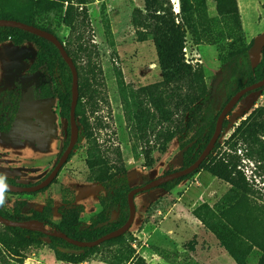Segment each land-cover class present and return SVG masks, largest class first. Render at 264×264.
<instances>
[{
	"label": "rangeland",
	"instance_id": "obj_1",
	"mask_svg": "<svg viewBox=\"0 0 264 264\" xmlns=\"http://www.w3.org/2000/svg\"><path fill=\"white\" fill-rule=\"evenodd\" d=\"M190 1L194 5L199 38L196 40L192 35L187 36L186 61L204 68L206 83L218 112L225 98L222 68L229 63L230 56L249 48L253 65L260 61L264 45V0ZM86 2L87 18L81 15L74 30L64 25L65 7L60 12H50L45 8L32 12L31 16L37 24L55 32L71 52L72 58L76 56L80 43L91 47L92 64L97 68L95 75H91V90L97 91L99 109L92 113L86 107L80 123L90 126L93 137L112 161L115 160L114 151L120 149L129 186L137 188L145 185L146 179L149 182L183 168L181 144L184 137L175 138L167 145L166 151L159 150L157 131L149 134L148 139H140L142 134L135 129L132 121L135 111L129 108L126 115L122 104L121 82L129 88L140 89L162 81L153 41L148 39L139 42L132 24L133 12L137 8H144V0ZM177 2L180 9L179 0ZM0 4L12 7L15 2L0 0ZM174 7L175 13H178L175 4ZM80 13L81 8L76 5V14ZM257 43L259 47L253 50ZM36 53L33 44L27 43L22 47H15L11 41L0 44V116L10 105L9 92H21L25 98L30 90L47 82L44 73L31 71ZM98 69L102 74H99ZM31 104V112L37 113L35 116L30 115L26 123L33 134L27 135L22 116L21 120H15L13 124L14 133L18 139H26V146L18 145L21 144L20 140L9 136L12 129L9 133H0V176L20 185H35L52 172L61 158L69 135L68 121L60 116L57 100L21 103L19 112L30 114L28 107ZM45 107L52 115L48 129L43 115ZM259 107H264V90L250 94L234 108L226 119L228 127L222 142L235 126ZM147 140L148 145L145 144ZM89 143L86 140L77 143L74 156L47 190L36 194H2L5 209L11 211L17 202H26L27 211H40L48 200H52L56 222L59 221L60 207L83 206L82 220L89 224L101 210L100 197L107 195L102 186L91 182L97 172H91L86 165ZM142 147L151 148L154 158L151 167H146L144 163L145 149L142 150ZM237 155L241 159L239 169L248 183L245 192L201 171L170 192L154 189L142 193L135 199L137 213L133 226L126 233L124 247L132 248L144 259L145 256L157 254L165 264H237L226 245L235 254L245 256L247 264H258L264 255V149L261 156H250L246 146H239ZM156 214L161 217H155ZM118 215V211H115L113 218ZM174 215L183 220L178 237L156 232L155 229L164 224L175 230L172 223L166 222L169 218L173 219ZM163 216L167 219L162 220V225ZM190 217L193 222L189 221ZM0 234H7L2 224ZM141 234L147 238H142ZM218 235L223 237L222 242ZM143 245L144 248H141ZM120 251L119 245H105L99 254L88 261H109L113 253ZM0 264L69 263L61 261L44 242L16 251L2 248Z\"/></svg>",
	"mask_w": 264,
	"mask_h": 264
},
{
	"label": "trees",
	"instance_id": "obj_2",
	"mask_svg": "<svg viewBox=\"0 0 264 264\" xmlns=\"http://www.w3.org/2000/svg\"><path fill=\"white\" fill-rule=\"evenodd\" d=\"M13 1L15 4L12 7L0 4V19L20 21L55 36V32L36 23V20L31 16L32 12L45 8H48L50 12H60L65 7L64 25L70 30L75 29V24L81 15L84 14V19L87 18L86 0ZM179 2L178 13H175L172 0H144V8L134 10L132 24L137 39L139 42H145L148 39L153 41L162 81L140 89L129 88L124 82H121L120 93L126 115L129 108L130 111H135L132 121L135 129L142 134L140 139H148L149 134L157 131L159 150L166 151L167 145L175 138L182 139L184 137L181 152L184 164L182 169H185L198 160L209 144L214 135L218 117L227 102L240 90L264 79V45L257 65L252 63L249 48L242 49L230 56L229 63L222 68L225 98L220 111L216 112L206 83L204 68L201 65L195 66L188 63L185 57L187 36L192 35L196 40L199 38L194 5L190 0H179ZM76 5L81 8L80 15L76 14ZM8 41H11L15 47H22L27 43L36 47V60L31 66V71L44 73L47 82L30 90L29 95L25 98L21 92H9L11 102L4 109V114L0 116V133L11 131L21 102L28 100H57L60 116L69 124L73 77L59 50L51 42L28 32L13 28H0V44ZM78 47L74 58L65 47L79 74V98L76 107V120L79 128L78 144L84 140L90 142L86 165L91 172H97L91 182L98 183L107 193L106 196L99 199L101 210L90 220L89 224H85L82 220L83 206L60 207L58 209L59 221L56 222L52 200H48L40 211H27L28 204L26 202H17L11 211H7L2 203V194L5 192L0 190V215L15 222L38 220L43 222L49 230L62 232L75 240L92 242L121 228L127 222L129 218L128 195L133 188L129 186L127 168L120 149L114 151L115 160L112 161L107 156V152L103 150L102 145L93 137L90 126H83L80 123V118L86 113V107L92 113H96L99 103L97 91L91 90V86H93L91 85L93 80L91 75H95L97 69L92 64L93 51L89 45L85 46L83 43H80ZM98 72L102 74L99 69ZM263 90L264 87L250 92L242 100L252 93ZM229 116L230 114L227 118ZM227 127L228 122L225 120L222 135L213 152L198 170L157 189L170 192L184 181L204 171L212 178L222 180L234 189L245 192L248 183L243 172L239 169L241 159L237 155V151L239 146H246L248 155H262L264 149V107L254 110L238 126H235L229 137L222 142ZM68 128L70 130V124ZM186 138L187 140H185ZM69 140L70 135L64 143V150L67 148ZM145 144H149L148 140ZM225 147L226 151L223 152ZM142 150L145 153L146 167H151L154 164L151 148L142 147ZM73 156L74 153L71 154L69 160ZM0 182L32 186L20 185L4 176H0ZM146 182L148 183V179ZM45 190L47 188L42 191ZM115 211H118L119 215L113 218ZM198 218L201 220L200 217ZM202 222L206 224L205 221L202 220ZM5 231L7 234H0V249L16 251L30 245L47 242L49 248L61 261L80 264L99 254L105 245H119L121 251L117 254L113 253L111 260H104L105 263L147 264L145 259L138 256L132 248L124 247L126 234L90 249L79 248L63 239L21 228L5 226ZM218 239L223 241L221 235H218ZM225 247L237 264H247L245 256L235 254L229 246L225 245ZM258 264H264V255Z\"/></svg>",
	"mask_w": 264,
	"mask_h": 264
},
{
	"label": "water",
	"instance_id": "obj_3",
	"mask_svg": "<svg viewBox=\"0 0 264 264\" xmlns=\"http://www.w3.org/2000/svg\"><path fill=\"white\" fill-rule=\"evenodd\" d=\"M0 28H13L19 29L30 34H33L37 37L45 39L51 42L60 52L62 58L69 66L73 77V84H72V105H71V112H70V142L67 149L64 151L63 155L61 156L57 166L52 170V172L40 183L32 186H18L13 184H7L0 182V190L11 193V194H34L41 192L42 190L48 188L53 184V182L58 178L62 168L67 164L71 153L73 152L75 146L79 140V128L76 120V107L78 104L79 98V74L78 70L72 60V58L68 55L64 44L59 40V38L50 32L45 30L36 28L34 26L22 23L16 20H5L0 19ZM260 44H256L254 49L259 47ZM251 53V52H250ZM251 55V54H250ZM264 87V79L260 82L252 84L242 90H240L237 94H235L224 106L222 109L216 124V129L214 132L213 137L211 138L209 144L198 158L196 162H194L190 167L178 170L164 176H161L157 179L151 180L143 186L133 188L129 195H128V206H129V218L127 222L119 229L99 238L96 241L92 242H83L79 240H75L73 238L68 237L66 234L58 231H52L46 228L45 224L38 220H27L22 222H15L8 220L0 215V224L11 227V228H21L24 230L32 231V232H39L49 237H56L65 240L67 243L79 247V248H95L99 247L107 241L112 239L119 238L125 235L134 224L137 208L135 199L138 195L149 192L151 190L157 189L160 186L172 182L174 180L180 179L182 177L188 176L198 170L201 165L208 159V157L213 152L216 143L218 142L220 136L222 135L223 124L227 119V116L234 110V108L240 103L242 98L250 92H254ZM52 123V115L49 114V124Z\"/></svg>",
	"mask_w": 264,
	"mask_h": 264
},
{
	"label": "crops",
	"instance_id": "obj_4",
	"mask_svg": "<svg viewBox=\"0 0 264 264\" xmlns=\"http://www.w3.org/2000/svg\"><path fill=\"white\" fill-rule=\"evenodd\" d=\"M261 92V91H260ZM20 114V113H19ZM19 120V116L17 117V119H16V121H18ZM14 131H15V125L12 127V131L10 132V134H9V136H15V138L19 141L20 140V143L21 144H18V145H20V146H26L27 145V143H26V139H18L17 138V135L14 133ZM165 215H167V214H165ZM155 217H157V218H160L161 216H160V214H156V215H154ZM190 216V215H189ZM188 217V216H187ZM167 219V217H165V216H163V218L161 219V222H162V225L164 224V221ZM162 220H164V221H162ZM190 222H193L194 220L190 217V220H189ZM166 222H169V223H172L174 226H175V230H172V228H170V227H165L166 225L164 224L162 227H157L155 230H156V232H160L161 231V233L163 234V235H167V236H171V237H173V238H175V237H178L180 234H177L179 231H182V222H183V220L181 219V218H179V216L178 215H174L173 216V219H171V218H169ZM180 226V227H179ZM142 235V238H147L146 236H144L143 234H141ZM144 245H145V243H144ZM144 245L141 247V248H144ZM148 245H149V243H148ZM145 259L147 260V262L149 263V264H165V261L163 260V259H161L160 257H159V255H157V254H154V255H152V256H145ZM70 264V263H69ZM80 264H107V263H105V262H100V261H92V262H89V261H87V262H84V263H80Z\"/></svg>",
	"mask_w": 264,
	"mask_h": 264
},
{
	"label": "flooded vegetation",
	"instance_id": "obj_5",
	"mask_svg": "<svg viewBox=\"0 0 264 264\" xmlns=\"http://www.w3.org/2000/svg\"><path fill=\"white\" fill-rule=\"evenodd\" d=\"M48 100H50V99H44V100H35V101H48ZM28 101H32V100H28ZM28 101H26V103H28ZM21 103H25V101H22ZM29 109H30V114H28V113H25V114H21L20 112H19V110H18V113H17V115H16V118H15V120L17 119V117L18 116H20L19 117V120H21L20 118H21V116H22V119H23V125H24V127L26 128L25 129V131L26 132H28L27 133V135H30V134H33V133H31L30 132V130L28 129V126H27V123H26V121H27V119H28V117L31 115V116H35V113H37V112H31V111H33V107H32V104H31V107H28ZM20 113V114H19ZM49 114H50V112L48 111V109H47V107H45V109H44V111H43V115H44V118H45V121H46V127H47V129L49 128V126L51 125V124H49ZM69 135H70V130H69ZM69 142H70V140H69ZM69 145V144H68ZM68 147V146H67ZM76 147V146H75ZM67 149V148H66ZM65 149V150H66ZM65 150H63V152H62V154H61V156L63 155V153H64V151ZM74 150H75V148H74ZM74 150H73V152H74ZM72 152V153H73ZM71 153V154H72ZM71 156V155H70ZM70 158V157H69ZM68 163V162H67ZM57 166V165H56ZM45 179V178H44Z\"/></svg>",
	"mask_w": 264,
	"mask_h": 264
},
{
	"label": "bare ground",
	"instance_id": "obj_6",
	"mask_svg": "<svg viewBox=\"0 0 264 264\" xmlns=\"http://www.w3.org/2000/svg\"><path fill=\"white\" fill-rule=\"evenodd\" d=\"M172 2L175 4V6H176V12H179V7H178V2H177V0H172Z\"/></svg>",
	"mask_w": 264,
	"mask_h": 264
}]
</instances>
